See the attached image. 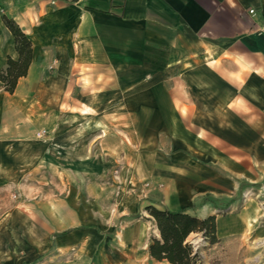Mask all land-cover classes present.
I'll list each match as a JSON object with an SVG mask.
<instances>
[{
  "label": "crops",
  "instance_id": "obj_1",
  "mask_svg": "<svg viewBox=\"0 0 264 264\" xmlns=\"http://www.w3.org/2000/svg\"><path fill=\"white\" fill-rule=\"evenodd\" d=\"M3 16L28 37L32 57L12 93L0 81V264L72 249L86 264H169L149 257L146 244L138 249L143 221L102 253L93 229L53 236L71 227L66 218L53 228L36 208L5 204L3 186L69 146L61 120L69 99L81 122L100 101L122 100L124 116L138 118L123 131L124 154L139 149V163L154 166L146 179L154 190L139 197L156 201L139 198L128 213L153 204L214 215L226 250L219 264H259L252 247L264 241V216L243 192L264 181V0H0V73L18 58ZM103 143L113 157L116 145Z\"/></svg>",
  "mask_w": 264,
  "mask_h": 264
},
{
  "label": "rangeland",
  "instance_id": "obj_2",
  "mask_svg": "<svg viewBox=\"0 0 264 264\" xmlns=\"http://www.w3.org/2000/svg\"><path fill=\"white\" fill-rule=\"evenodd\" d=\"M99 104L101 105L99 113L85 115L82 122L76 115L75 102L69 99L68 106H62L67 108L68 112L67 117H61V120L63 119L69 131L68 137L71 140L69 146L63 150L57 148L52 151L55 154L49 161L30 166L29 171L15 184L3 186L5 204L7 200H12L29 212L36 208L40 219L50 221L53 228L57 227L56 222H59L60 215L66 218L68 226L71 227L60 232L54 230L53 236L69 234L80 228L93 229L99 240V249L104 253H107L108 249L111 253L121 248L124 231L131 224L143 221L145 225L141 232L144 239L138 245L140 247L138 249L141 250L145 244L147 248L151 236L157 235V229L145 210L142 211L141 208L137 212L128 213L127 209L139 198L141 201H156L149 195L139 197V194L147 189L154 190V184L146 181L154 166L139 163V149H131L130 154H126L125 157L122 141L126 138L123 131L127 127L134 131L138 126L136 122L138 118L124 116V102L100 101ZM40 124L43 122H37V125ZM77 126L78 133L75 131ZM97 127L100 131L93 132V128ZM44 132L41 125L36 136L42 138ZM101 143L116 145L108 151L113 157L103 155L107 150L106 147L101 148ZM260 182L253 188L245 186L247 190L243 192V199L258 205L264 216V181ZM6 190L9 191V195ZM60 208L62 212H55ZM135 235L136 232L133 236ZM188 240L199 248L202 264H219L220 258L225 256L224 247L217 243L209 245L201 240L199 234H191ZM252 248V252L260 258L259 264L264 263V241ZM72 250L69 254L61 256L58 255L59 252L52 253L51 260L48 258L47 262L42 261L38 264H60L65 260L70 261V264H86V261L81 260ZM131 264L151 263L133 257Z\"/></svg>",
  "mask_w": 264,
  "mask_h": 264
},
{
  "label": "trees",
  "instance_id": "obj_3",
  "mask_svg": "<svg viewBox=\"0 0 264 264\" xmlns=\"http://www.w3.org/2000/svg\"><path fill=\"white\" fill-rule=\"evenodd\" d=\"M3 21L13 35L18 58H7L6 66L0 73V81L5 91L15 90L19 77L27 73L31 62L32 48L28 37L11 19L3 16ZM152 220L157 235L151 236L147 244L149 257L169 264H202L199 248L188 240L191 234H199L209 245L217 242L215 216L198 218L184 210H171L148 204L144 207Z\"/></svg>",
  "mask_w": 264,
  "mask_h": 264
},
{
  "label": "built area",
  "instance_id": "obj_4",
  "mask_svg": "<svg viewBox=\"0 0 264 264\" xmlns=\"http://www.w3.org/2000/svg\"><path fill=\"white\" fill-rule=\"evenodd\" d=\"M249 12H250V13H252V12H253V10H252V9H250V10H249Z\"/></svg>",
  "mask_w": 264,
  "mask_h": 264
}]
</instances>
